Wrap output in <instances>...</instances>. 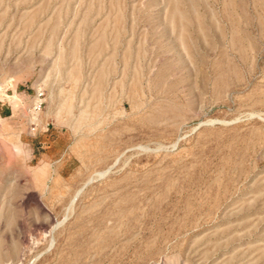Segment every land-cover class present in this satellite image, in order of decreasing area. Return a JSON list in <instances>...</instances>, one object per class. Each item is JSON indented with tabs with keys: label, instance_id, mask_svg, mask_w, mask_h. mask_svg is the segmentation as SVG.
I'll list each match as a JSON object with an SVG mask.
<instances>
[{
	"label": "rangeland",
	"instance_id": "374dc122",
	"mask_svg": "<svg viewBox=\"0 0 264 264\" xmlns=\"http://www.w3.org/2000/svg\"><path fill=\"white\" fill-rule=\"evenodd\" d=\"M0 264H264V0H0Z\"/></svg>",
	"mask_w": 264,
	"mask_h": 264
},
{
	"label": "bare ground",
	"instance_id": "6f19581e",
	"mask_svg": "<svg viewBox=\"0 0 264 264\" xmlns=\"http://www.w3.org/2000/svg\"><path fill=\"white\" fill-rule=\"evenodd\" d=\"M159 148V147H158ZM109 168V167H108ZM107 173V172H106ZM100 174V173H99ZM78 195V194H77Z\"/></svg>",
	"mask_w": 264,
	"mask_h": 264
}]
</instances>
